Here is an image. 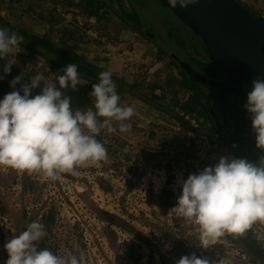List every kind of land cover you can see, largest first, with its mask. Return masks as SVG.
<instances>
[{"label":"rangeland","instance_id":"rangeland-1","mask_svg":"<svg viewBox=\"0 0 264 264\" xmlns=\"http://www.w3.org/2000/svg\"><path fill=\"white\" fill-rule=\"evenodd\" d=\"M148 1L143 13L150 16L152 41L125 29L112 16L100 23L89 18L82 0H74L72 7L57 0L23 1L24 6L33 4L37 13L23 16L17 24L27 31L47 34L52 40L69 37L64 34L69 30L73 39L65 46L71 52L84 54L102 71L114 74L126 90L119 94L121 104L132 106L134 115L126 121L131 125L127 132H120L116 122H113L115 132L101 131L100 142L111 147H106L108 159L78 168L76 175L64 173L52 181L36 173L0 168V264L8 258L4 249L7 240L33 221L43 223L47 232L38 250L48 248L58 255L71 251L85 257L83 264H174L180 246L197 257H208L214 264H264L261 255L264 239L257 238L264 236V226L259 223L251 229L255 243H246L248 254L227 234L208 249L200 248L196 226L175 214L173 208L182 190L179 181L214 166L221 157L231 156L226 146L210 144L203 136L185 130L166 113L154 110L136 97L137 94H150L154 85L164 86L166 82L180 79L183 64L209 79L219 78L213 66H208L206 75L200 72V65L193 63L200 60L210 64L199 44L194 46L197 42L191 31L157 1ZM240 1L251 13H264V0ZM7 11L4 7L1 13L7 14ZM49 12L59 21L52 29L46 24L47 20L35 19L38 13L47 16ZM171 28L177 36L174 33L168 39ZM177 37L182 39V46L177 43ZM72 45L75 48L72 49ZM10 56L18 65H25L30 76L42 74L45 82L51 81L53 75H63L62 71L39 61L34 53H24L20 49ZM134 84L139 87L131 88ZM87 85L88 82L81 79L76 90L90 94ZM56 86L59 88L58 84ZM70 89L61 91L66 93ZM171 89L166 88L168 92ZM174 90L178 88L174 87L163 97L166 104L171 103ZM204 90L221 131L227 135L231 133V123L227 119L234 112L230 104L237 102L238 117L242 115L251 120L245 109L247 100L232 93ZM153 94L161 95L162 92L157 90ZM180 96L178 94L177 98ZM89 100H93L90 95ZM187 120L197 127L194 120ZM164 188L172 191L169 198L164 196ZM102 213L127 222L145 240H138L136 234L112 226L116 237L111 242L114 238L105 233L107 224L99 216ZM50 214L53 220L46 221ZM131 245L136 246L132 254L129 253ZM261 258L263 263L259 262Z\"/></svg>","mask_w":264,"mask_h":264},{"label":"clouds","instance_id":"clouds-1","mask_svg":"<svg viewBox=\"0 0 264 264\" xmlns=\"http://www.w3.org/2000/svg\"><path fill=\"white\" fill-rule=\"evenodd\" d=\"M167 3L171 8L184 9L197 0ZM22 43V36L0 28V60ZM15 63V59L7 61L4 73H10ZM22 75L13 78L10 86L20 83ZM51 77L45 82L42 74L31 76L19 90L0 99V168L36 173L52 181L64 173L76 175L78 168L108 159L106 147L96 138L102 130L115 132L113 122L120 132L131 128L126 121L134 115V108L121 104L110 71L100 72L98 82L92 84L89 95L93 106L86 109H74L71 97L61 91L76 90L81 83L77 64L66 66L63 75ZM35 88H40V93L32 95ZM245 109L251 116L256 147L264 150V80L252 81ZM179 183L182 190L173 209L178 217L196 226L200 248L208 249L225 234L243 236L257 223L264 226V156L257 162L224 156L214 166L190 174ZM46 236L43 223L31 222L4 244L8 256L4 264H83L85 257L71 251L58 255L48 248L38 250ZM174 264L214 261L192 253Z\"/></svg>","mask_w":264,"mask_h":264},{"label":"trees","instance_id":"trees-1","mask_svg":"<svg viewBox=\"0 0 264 264\" xmlns=\"http://www.w3.org/2000/svg\"><path fill=\"white\" fill-rule=\"evenodd\" d=\"M23 1L24 0H0V28L8 29L10 32H16L19 36H22L24 38V43H22L18 48H14L13 53L19 51L20 49H22L24 53H34L37 55L39 61H43L46 65L51 66V68L60 70L62 72L63 69L69 64H77L78 72L80 73L81 79L88 82L87 89L92 91V84L98 82V75L100 72H102L103 69L89 62L84 54L71 52L70 48L65 46L68 40L73 39L69 30H66L64 32V34L66 36L68 35L69 37L62 36L59 37L57 40H52L47 36V34L41 35L35 32L27 31L20 27L17 24L18 20H20L23 16L32 15L31 13H37L33 10V4L24 6ZM57 1L67 2L70 7H72L73 5L75 6V4L73 3L74 0ZM237 2L246 9L250 10L240 0H237ZM82 3H84L83 9L85 10V12L88 13V17L95 19L96 22L100 23L105 18L107 19V17L110 18L112 16L119 23H121L125 29L136 32L152 41L149 34L152 31V27L151 25H149L150 21L148 18L150 16L143 13L144 8H146L149 4L148 0H82ZM157 3L159 4V2ZM4 7L8 9L7 14L1 13ZM51 10L54 11L55 8ZM167 10L170 12L169 9ZM252 14L260 16V14H256L253 12ZM172 15L175 17L173 13ZM35 19L38 21L47 20L45 22L47 25H49L51 29L59 22L51 14V12H49L47 16L38 13L37 16H35ZM178 21L180 24L185 26L180 20ZM174 28L168 30V39H171L174 33L176 34ZM157 37L161 38L160 35H157ZM195 39L197 43H195L196 45L194 46L196 47L199 44V46L205 53L207 60L209 61L206 54V50L202 46L200 39L196 36ZM177 43L181 46L184 44L181 38L177 39ZM71 47L72 49L75 48L74 45H72ZM159 52L162 53L161 48H159ZM9 60H12V56H10V54L4 59L0 60V77H3V79H0V99H3V97L11 91L19 90L21 85L27 83L29 81V78L31 77V74L28 70H26L25 65H18L17 63L11 65L10 73L5 74L3 71V66ZM194 61L193 63L196 66L200 65L198 67L200 72L203 71L204 74H206L205 72L208 69V66H213L212 68L214 69L213 72H215V75H217V77H221L219 71L214 67V65L210 61L209 63L211 65L206 64L200 60ZM22 73L24 74L22 75ZM18 75H22L20 83L16 84L14 87L10 86V81ZM112 76V79L116 81L115 84L117 85V93L121 94L125 92L126 90L121 86V82L117 80L114 74H112ZM179 77L180 79L178 80L173 79L169 82H166V85L164 86L154 85L152 87V90L150 91V94H137L136 97L144 104L152 107L154 110L166 113L170 119L177 122L180 127L185 128V130L203 136L210 144L216 145L219 143L226 146V149H228V151L230 152L231 157L243 158L248 160L249 162H257L259 157L264 156V150L257 148L255 140H253V138H255V133L252 131L251 120L244 118L242 115L238 117V114L240 113L237 109V102H234L233 104L229 105L231 108L234 109V112H232L231 116L227 119V121L231 123V126L229 127L231 129V133L227 135V132L221 131L220 125L218 124V120L212 110V105L209 101L207 92L204 90V88L218 90L220 92L223 91L224 93L222 92V94H228L231 92H227L222 89H217L209 84L195 80L192 76L187 73L184 68L180 70ZM213 80L218 81L217 78H214ZM134 87H139V85L134 84L131 88ZM167 87L172 89L174 87L178 88V90L173 91L174 96L171 99L170 104H166L163 101V97L167 96ZM40 90V88L33 89L32 95L39 94ZM157 90H161L162 94H153ZM171 90H169L168 93H170ZM65 94L71 97L72 107L74 109H86L88 106H93V100H89V93L85 90L77 91L70 89ZM178 94L182 95L180 96L181 98H177ZM237 97L239 99H242V97L238 95ZM187 118L194 120L198 128L192 126V124L189 120H187ZM96 138L100 141V134ZM106 147L107 149L111 148L108 145ZM163 193L166 198H169V195L171 196L172 191L167 188H164ZM158 207H160V205H158ZM99 216L102 221L106 222L107 224L105 229L106 235H109L110 237L114 238L111 239V242H113L116 237L115 232L110 228L112 226L136 234V238L138 240H145L143 236L135 232L132 226H130L127 222L119 219L118 217L106 213L99 214ZM45 220L52 221L53 218L51 214L47 216ZM227 235L236 243L244 247L246 249V253L250 251L248 250L249 248L246 243H255V241L252 240L253 232L251 229L243 236H235L232 234ZM245 239L247 241L243 242ZM175 246L178 247L177 245ZM135 247V245H131L129 247L130 254L133 253ZM189 254L192 253L189 250H186L182 246H180L178 247V254L176 255V258L179 259L180 257ZM261 255L264 257V251L263 253H261ZM137 256L138 258L141 257L140 254H138ZM259 262L263 263V259L259 260Z\"/></svg>","mask_w":264,"mask_h":264},{"label":"water","instance_id":"water-1","mask_svg":"<svg viewBox=\"0 0 264 264\" xmlns=\"http://www.w3.org/2000/svg\"><path fill=\"white\" fill-rule=\"evenodd\" d=\"M200 39L222 80H210L181 65L195 80L235 93L247 100L254 79L264 80V18L237 0H197L187 8H171L156 0Z\"/></svg>","mask_w":264,"mask_h":264},{"label":"built area","instance_id":"built-area-1","mask_svg":"<svg viewBox=\"0 0 264 264\" xmlns=\"http://www.w3.org/2000/svg\"><path fill=\"white\" fill-rule=\"evenodd\" d=\"M261 17H263V18H264V13H263V14H261Z\"/></svg>","mask_w":264,"mask_h":264},{"label":"flooded vegetation","instance_id":"flooded-vegetation-1","mask_svg":"<svg viewBox=\"0 0 264 264\" xmlns=\"http://www.w3.org/2000/svg\"><path fill=\"white\" fill-rule=\"evenodd\" d=\"M219 80H222V78H221V77H219V78H218V81H219Z\"/></svg>","mask_w":264,"mask_h":264}]
</instances>
